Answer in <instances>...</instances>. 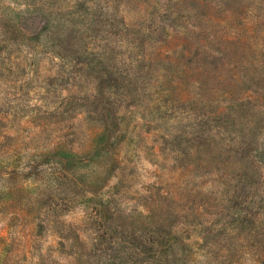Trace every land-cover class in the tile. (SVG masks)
Instances as JSON below:
<instances>
[{
	"label": "rangeland",
	"instance_id": "obj_1",
	"mask_svg": "<svg viewBox=\"0 0 264 264\" xmlns=\"http://www.w3.org/2000/svg\"><path fill=\"white\" fill-rule=\"evenodd\" d=\"M0 51V264H264V0H0Z\"/></svg>",
	"mask_w": 264,
	"mask_h": 264
},
{
	"label": "trees",
	"instance_id": "obj_2",
	"mask_svg": "<svg viewBox=\"0 0 264 264\" xmlns=\"http://www.w3.org/2000/svg\"><path fill=\"white\" fill-rule=\"evenodd\" d=\"M60 146V144H54V148H52V151H49L48 153L55 152V150H57V148H59ZM254 156L264 162V147L256 148ZM98 204L102 207L100 209V212L108 211L109 204H104L102 198L98 199ZM154 237L148 245L144 237L141 236L140 238H137L138 243H136L135 245L137 247H140L142 253L149 255L155 260L162 261L164 259L168 264L169 258L167 255L169 253L175 254V251L180 243V237L177 234H174L169 228L165 226H162L159 230H157V236L156 238Z\"/></svg>",
	"mask_w": 264,
	"mask_h": 264
}]
</instances>
